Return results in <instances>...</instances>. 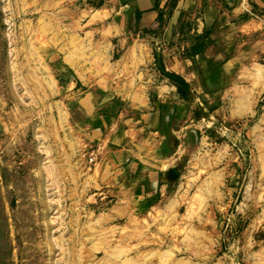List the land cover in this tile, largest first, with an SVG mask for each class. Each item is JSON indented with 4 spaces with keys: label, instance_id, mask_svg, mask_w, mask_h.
Listing matches in <instances>:
<instances>
[{
    "label": "rangeland",
    "instance_id": "374dc122",
    "mask_svg": "<svg viewBox=\"0 0 264 264\" xmlns=\"http://www.w3.org/2000/svg\"><path fill=\"white\" fill-rule=\"evenodd\" d=\"M114 1L0 0V264H264V4Z\"/></svg>",
    "mask_w": 264,
    "mask_h": 264
},
{
    "label": "crops",
    "instance_id": "0c3cea01",
    "mask_svg": "<svg viewBox=\"0 0 264 264\" xmlns=\"http://www.w3.org/2000/svg\"><path fill=\"white\" fill-rule=\"evenodd\" d=\"M166 1L167 0H115V3L112 5L115 7L116 14L123 11L124 14L126 12L129 13L131 17L133 16V23L131 22L132 24L125 25L123 27L124 29L137 30L138 33H152L155 35V32L158 30L162 31L165 26H167V24H165L166 22H164L168 13L165 7ZM256 4L263 6L264 3L260 0V2L257 1ZM260 6H258V8H260ZM243 14V12L235 13V16L232 17L231 20L233 21L236 19L235 17H241ZM256 17L258 16L256 15ZM225 18L224 13H221L217 7L209 5L204 7V20L202 19L200 23L202 28H211L224 21ZM182 62L185 63L186 66H183L181 64ZM178 64H181L182 66ZM190 66L192 72H189L188 76H193V78H195L196 74L192 68L193 63L186 57L171 65V68H173V70H175L174 72L182 76L187 82H190L189 79L182 74L183 71L187 72L190 69ZM174 88L176 87L174 86ZM160 109L159 106L154 112L142 116V119L140 120V122H143V127L149 129L151 133H157L159 127L163 125L161 122Z\"/></svg>",
    "mask_w": 264,
    "mask_h": 264
},
{
    "label": "trees",
    "instance_id": "16d2710c",
    "mask_svg": "<svg viewBox=\"0 0 264 264\" xmlns=\"http://www.w3.org/2000/svg\"><path fill=\"white\" fill-rule=\"evenodd\" d=\"M169 76L172 78V80L174 81V83L179 87V90H183L184 88L188 91L190 88V85L188 84V82L180 75H176L175 74H169ZM184 87V88H183Z\"/></svg>",
    "mask_w": 264,
    "mask_h": 264
}]
</instances>
